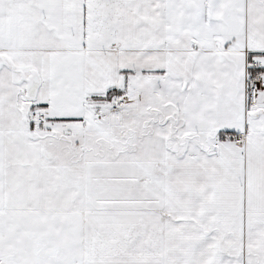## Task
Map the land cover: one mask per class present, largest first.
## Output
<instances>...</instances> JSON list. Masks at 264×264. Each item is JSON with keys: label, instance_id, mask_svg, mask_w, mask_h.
I'll return each mask as SVG.
<instances>
[{"label": "snow or ice", "instance_id": "6c2138e0", "mask_svg": "<svg viewBox=\"0 0 264 264\" xmlns=\"http://www.w3.org/2000/svg\"><path fill=\"white\" fill-rule=\"evenodd\" d=\"M0 264H264V0H0Z\"/></svg>", "mask_w": 264, "mask_h": 264}]
</instances>
